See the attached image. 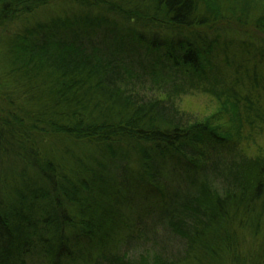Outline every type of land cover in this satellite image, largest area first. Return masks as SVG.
I'll return each instance as SVG.
<instances>
[{
	"label": "trees",
	"instance_id": "16d2710c",
	"mask_svg": "<svg viewBox=\"0 0 264 264\" xmlns=\"http://www.w3.org/2000/svg\"><path fill=\"white\" fill-rule=\"evenodd\" d=\"M0 30V264H264V0H0Z\"/></svg>",
	"mask_w": 264,
	"mask_h": 264
},
{
	"label": "rangeland",
	"instance_id": "374dc122",
	"mask_svg": "<svg viewBox=\"0 0 264 264\" xmlns=\"http://www.w3.org/2000/svg\"><path fill=\"white\" fill-rule=\"evenodd\" d=\"M10 30L7 32L10 33ZM0 32L4 33L2 30ZM178 103L184 113L193 114L199 119L216 117L215 125L232 126L230 117L221 112V103L210 94L202 92L192 93L182 96ZM249 136V132L244 127L242 133L237 137L242 149L248 156L264 158V136H256L254 140H251ZM138 254V252L130 253L132 258L137 260L139 259Z\"/></svg>",
	"mask_w": 264,
	"mask_h": 264
}]
</instances>
